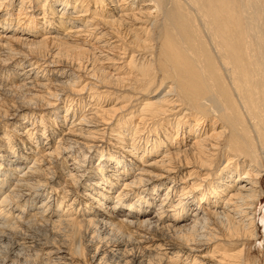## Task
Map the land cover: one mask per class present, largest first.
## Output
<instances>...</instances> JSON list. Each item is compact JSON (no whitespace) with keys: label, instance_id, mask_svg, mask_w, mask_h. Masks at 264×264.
<instances>
[{"label":"bare ground","instance_id":"6f19581e","mask_svg":"<svg viewBox=\"0 0 264 264\" xmlns=\"http://www.w3.org/2000/svg\"><path fill=\"white\" fill-rule=\"evenodd\" d=\"M263 171L264 0H0V264H258Z\"/></svg>","mask_w":264,"mask_h":264},{"label":"rangeland","instance_id":"374dc122","mask_svg":"<svg viewBox=\"0 0 264 264\" xmlns=\"http://www.w3.org/2000/svg\"><path fill=\"white\" fill-rule=\"evenodd\" d=\"M264 173V171H263ZM262 187L264 189V177L262 179ZM259 215L262 216L264 213V197L259 203ZM257 239L251 241L250 254L251 257L257 260L258 264H264V222H258Z\"/></svg>","mask_w":264,"mask_h":264}]
</instances>
